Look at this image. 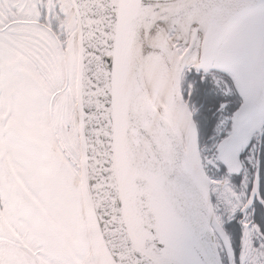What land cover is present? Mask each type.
Instances as JSON below:
<instances>
[{"label":"snow or ice","instance_id":"1","mask_svg":"<svg viewBox=\"0 0 264 264\" xmlns=\"http://www.w3.org/2000/svg\"><path fill=\"white\" fill-rule=\"evenodd\" d=\"M0 264H264V0H0Z\"/></svg>","mask_w":264,"mask_h":264}]
</instances>
